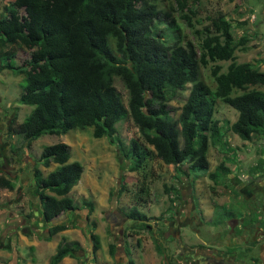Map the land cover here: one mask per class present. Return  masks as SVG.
<instances>
[{"label": "trees", "instance_id": "16d2710c", "mask_svg": "<svg viewBox=\"0 0 264 264\" xmlns=\"http://www.w3.org/2000/svg\"><path fill=\"white\" fill-rule=\"evenodd\" d=\"M185 19L193 26L189 15ZM158 20L167 22L166 30L157 28ZM209 20L199 49L194 41L179 38L176 19L156 0H14L4 5L0 71L25 73L19 101L34 106L22 122L14 115L12 130L28 144L44 134L61 136L89 127H94V137L101 138L112 136L121 120L131 118L140 132L126 153L133 159L132 171L143 169L152 153L177 170L186 163L190 172L207 170L210 144L227 143L224 126L214 116L218 99L239 113L231 125L234 133L244 140L264 136V70L252 62L236 61V51L248 49L249 34L236 40L232 21L223 12ZM16 47L31 50L22 65L27 68L13 65ZM219 61L231 63L225 71L221 64L213 66V89L201 69ZM116 78L126 88L127 103ZM187 84L191 90L176 117L169 103ZM141 139L152 148L144 147ZM71 155L66 142L46 145L41 163L58 165L47 176L39 167L35 170L49 240L68 229L66 223L54 224V220L80 208L70 192L81 180L84 166L70 161ZM219 169L220 174H210L216 184L231 171L224 163ZM0 181L14 188L5 177ZM84 207L92 211L94 203L85 200ZM129 216L143 227L150 219L136 206ZM93 241L96 252L101 247L99 235L93 234ZM114 248L111 245L112 252ZM80 251L83 246L78 240L62 241L48 264H61ZM129 263L135 264L132 258Z\"/></svg>", "mask_w": 264, "mask_h": 264}, {"label": "rangeland", "instance_id": "374dc122", "mask_svg": "<svg viewBox=\"0 0 264 264\" xmlns=\"http://www.w3.org/2000/svg\"><path fill=\"white\" fill-rule=\"evenodd\" d=\"M12 1H3L0 12ZM156 1L176 19L179 38L194 41L199 49L209 17L225 13L232 21L236 40L244 33L249 34L248 49H238L236 61L252 62L264 70V0ZM187 15L193 26L185 19ZM156 24L162 31L167 28L165 21L158 20ZM30 56L31 50L16 47L12 63L15 67L22 66ZM230 63L219 61L202 66V78L215 89L213 66L221 64L225 71ZM25 76L10 69L0 71V178L5 177L14 185L9 189L0 181V264H48L60 242L73 240L82 244L83 251L77 257H65L61 264H130V258L135 264H241V261L256 264L237 254L242 249L243 239L248 242L260 234L247 232L241 238L238 227L230 229L229 226L232 227L234 219L250 214L248 200L252 195L255 200L256 197L264 199V136L244 140L234 133L231 125L239 116L234 107L217 100L214 116L224 126L223 139L227 143L210 144L207 170L190 172L189 163L177 170L152 153L143 169L132 171L133 159L126 153L131 140L140 138V132L131 118L121 120L116 125L117 132L109 137L96 138L94 127H89L72 129L61 136L44 134L28 144L15 134L11 126L14 115L18 114V121L22 122L34 109L19 101ZM115 84L127 103L122 81L116 78ZM191 86L187 84L169 103L176 117ZM60 141L71 146L70 161H80L84 172L70 192L80 208L64 212L59 220L66 223L69 230L49 240L35 170L39 167L47 176L57 167L56 163L44 166L41 154L46 145ZM141 142L144 147L152 148L142 139ZM221 163L231 171L220 176L216 184L210 174H220ZM243 186L251 188L248 197ZM85 200L94 203L92 211L84 207ZM133 206L145 212L154 227H143L141 222L132 220L129 213ZM252 208L257 209V206L252 205ZM111 212L114 215L111 216ZM93 234L99 235L101 241L96 252ZM258 242L264 250V237ZM111 245L115 246L114 252ZM259 248L258 244L253 245L247 256L258 257ZM229 253L236 256L231 257Z\"/></svg>", "mask_w": 264, "mask_h": 264}, {"label": "flooded vegetation", "instance_id": "af4514ba", "mask_svg": "<svg viewBox=\"0 0 264 264\" xmlns=\"http://www.w3.org/2000/svg\"><path fill=\"white\" fill-rule=\"evenodd\" d=\"M249 185H252V183H250ZM244 187V186H243ZM247 190V197L249 196V194L251 193V188H249L248 186H245L243 188V192ZM246 197V198H247ZM254 195L251 196V199L248 200V206L250 207V214L248 215H242L241 217L236 218L237 220H233V225L232 227L229 226L230 229H238V237H243L244 235L242 234H246L247 232H254V233H259L260 236L254 237L253 239H249L248 242L252 243V245L250 244H246L248 243L247 240L245 242V240H242V244L240 246H242V249L240 250V252H238V256L241 255V257H244L245 259H249L254 261L256 264H264V250L263 247L259 244V240L260 238L264 237V199H262V197H256V200L254 199ZM258 201H261L263 204L258 203ZM253 207L255 208L257 206V209H253ZM256 216L252 222L248 223V219L251 217ZM148 221V220H147ZM51 225H53V223H51ZM146 226L147 227H154L153 225H150L149 223L146 222ZM235 231V230H234ZM166 234L163 233V236H165ZM245 244V245H244ZM260 247V254L258 255V257L256 256H247V254H249L251 252V247L253 245H257ZM229 246V245H228ZM231 254V257H235L236 255H232L233 253H229ZM241 260V258H240ZM211 261V259H207V262ZM211 264H216V263H211ZM225 264V263H224ZM238 264V263H237ZM241 264H246L245 262L241 261Z\"/></svg>", "mask_w": 264, "mask_h": 264}, {"label": "water", "instance_id": "95a60500", "mask_svg": "<svg viewBox=\"0 0 264 264\" xmlns=\"http://www.w3.org/2000/svg\"><path fill=\"white\" fill-rule=\"evenodd\" d=\"M61 218H63V216H62V215H61V216H59L57 219H55V220H54V224H55V223H58V222H59V220H60Z\"/></svg>", "mask_w": 264, "mask_h": 264}, {"label": "crops", "instance_id": "0c3cea01", "mask_svg": "<svg viewBox=\"0 0 264 264\" xmlns=\"http://www.w3.org/2000/svg\"><path fill=\"white\" fill-rule=\"evenodd\" d=\"M141 210V209H140ZM142 211V210H141ZM109 213V212H108ZM110 215L112 216V215H114L112 212L110 213ZM69 229H67V230H65V231H68ZM53 239V238H52Z\"/></svg>", "mask_w": 264, "mask_h": 264}, {"label": "clouds", "instance_id": "9594fccd", "mask_svg": "<svg viewBox=\"0 0 264 264\" xmlns=\"http://www.w3.org/2000/svg\"><path fill=\"white\" fill-rule=\"evenodd\" d=\"M74 211H75V210H74ZM144 213H145V212H144ZM61 215H62V214H61ZM61 215H60V216H61ZM145 221H146L147 223H149V222H150V221H147V220H145ZM129 260H130V259H129Z\"/></svg>", "mask_w": 264, "mask_h": 264}]
</instances>
